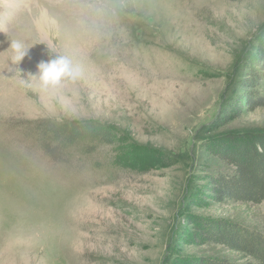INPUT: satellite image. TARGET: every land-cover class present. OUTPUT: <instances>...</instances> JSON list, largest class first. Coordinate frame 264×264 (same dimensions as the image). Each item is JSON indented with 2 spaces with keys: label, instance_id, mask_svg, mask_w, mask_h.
<instances>
[{
  "label": "rangeland",
  "instance_id": "374dc122",
  "mask_svg": "<svg viewBox=\"0 0 264 264\" xmlns=\"http://www.w3.org/2000/svg\"><path fill=\"white\" fill-rule=\"evenodd\" d=\"M263 37L264 0H0V264L232 257L191 242L198 219L264 236V203L205 194L228 171L211 147L264 132V107L219 119ZM10 39L28 46L18 65ZM58 56L82 69L75 83L21 84ZM61 124L113 143L88 153L37 131Z\"/></svg>",
  "mask_w": 264,
  "mask_h": 264
},
{
  "label": "trees",
  "instance_id": "16d2710c",
  "mask_svg": "<svg viewBox=\"0 0 264 264\" xmlns=\"http://www.w3.org/2000/svg\"><path fill=\"white\" fill-rule=\"evenodd\" d=\"M242 1V0H228ZM262 45L241 69L238 92L227 103L219 117L228 124L241 114L264 107V37ZM43 135L53 141L71 144L86 142L88 153L99 145H111L110 131L92 125L61 124L38 125ZM220 144L211 147L215 157L228 171L209 179L208 197L217 202L264 203V132L260 134H225ZM190 240L195 245H215L224 248L232 257H188L186 264H264V236L235 222L195 220Z\"/></svg>",
  "mask_w": 264,
  "mask_h": 264
},
{
  "label": "clouds",
  "instance_id": "9594fccd",
  "mask_svg": "<svg viewBox=\"0 0 264 264\" xmlns=\"http://www.w3.org/2000/svg\"><path fill=\"white\" fill-rule=\"evenodd\" d=\"M10 41L9 49L12 52L10 60L14 65H18L28 55V46L22 39H10ZM81 75L82 69L70 58L58 56L41 61L34 74L29 73L27 79H19L26 88H32L35 84L42 91H57L67 83H75Z\"/></svg>",
  "mask_w": 264,
  "mask_h": 264
},
{
  "label": "bare ground",
  "instance_id": "6f19581e",
  "mask_svg": "<svg viewBox=\"0 0 264 264\" xmlns=\"http://www.w3.org/2000/svg\"><path fill=\"white\" fill-rule=\"evenodd\" d=\"M42 21H43V19H42Z\"/></svg>",
  "mask_w": 264,
  "mask_h": 264
}]
</instances>
